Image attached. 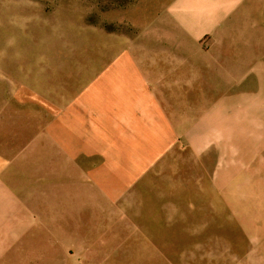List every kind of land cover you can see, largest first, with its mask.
I'll return each instance as SVG.
<instances>
[{"label":"rangeland","instance_id":"1","mask_svg":"<svg viewBox=\"0 0 264 264\" xmlns=\"http://www.w3.org/2000/svg\"><path fill=\"white\" fill-rule=\"evenodd\" d=\"M174 1L0 0V264H264V64ZM203 59L259 93L206 103Z\"/></svg>","mask_w":264,"mask_h":264},{"label":"crops","instance_id":"2","mask_svg":"<svg viewBox=\"0 0 264 264\" xmlns=\"http://www.w3.org/2000/svg\"><path fill=\"white\" fill-rule=\"evenodd\" d=\"M174 2L176 6L174 10L180 14V29H175L183 31L186 39L195 42L204 34L208 33L212 36L211 46L213 49L209 51L211 53L205 56L209 57L214 64L218 63L223 72L225 68L229 69V66L225 64L234 61H239L238 64L254 61L264 64V58L252 59L255 56V54H252L254 48L264 47V29L252 22L250 18L252 11L249 10L253 6L257 8L264 6V0H175ZM244 14L248 15L245 16ZM208 67L204 59L198 61L197 69L202 74V77H198L199 83L194 87V92L198 91L199 94L208 96L206 103L211 100L210 96H216L214 101L218 100L219 110H226V105H232V102H236L239 96L259 93L258 91L264 87V84L262 85L259 80L260 89L258 91H252L250 87H247V84L252 82L253 78L258 79L253 73L243 77L242 80L233 79L235 76L230 78L223 77L224 79H229V83H225L226 81L221 80V75L214 76L212 74L211 71L216 66L208 64ZM209 74L215 79L214 84H210L207 80L206 75ZM263 78L264 76L261 79ZM181 79L183 80V78ZM206 81L209 86H206ZM237 86H240L238 91H236ZM182 87L184 90L182 94L191 93L188 88ZM161 89L170 91L168 92L169 94L176 93L170 87ZM178 90L180 92L181 89L178 88ZM241 159L244 160V155L241 156Z\"/></svg>","mask_w":264,"mask_h":264}]
</instances>
